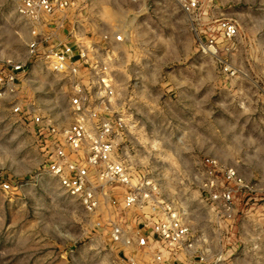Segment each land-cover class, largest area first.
Here are the masks:
<instances>
[{"label": "rangeland", "instance_id": "1", "mask_svg": "<svg viewBox=\"0 0 264 264\" xmlns=\"http://www.w3.org/2000/svg\"><path fill=\"white\" fill-rule=\"evenodd\" d=\"M90 3V27L119 24L132 36L118 89L128 118L122 145L130 163L156 179L163 197L216 252L227 238L204 199L206 159H217L223 170L235 167L256 191L240 194L236 217L229 221L238 252L224 264H264V0H215L217 12L241 27L233 59L240 73L229 79L214 58L198 51L174 0ZM28 38L15 0H0L1 55L25 59ZM31 65L25 89L0 99V264H132L59 187L44 168L30 127L12 112L16 101L51 115L68 108L66 80L40 62ZM5 182L11 190L2 189ZM255 243L262 248L252 249Z\"/></svg>", "mask_w": 264, "mask_h": 264}, {"label": "built area", "instance_id": "2", "mask_svg": "<svg viewBox=\"0 0 264 264\" xmlns=\"http://www.w3.org/2000/svg\"><path fill=\"white\" fill-rule=\"evenodd\" d=\"M174 1L189 21L198 51L214 58L226 78L237 77L240 70L233 59L241 37L239 23L218 13L215 0ZM15 2L29 27L27 56L16 60L0 50V99H13L25 89L34 62L66 80L65 113L51 115L20 101L11 110L30 127L43 152L44 168L81 203L94 228L132 264H224L236 255L238 243L232 240L229 221L236 217L240 194L255 192L254 184L235 167L223 170L217 159H206L204 199L227 238L216 252L195 235L180 208L163 197L156 179L133 166L123 150L128 118L118 103V89L119 75L127 70L131 34L119 24L90 27V0ZM260 91L264 97V85ZM1 187L12 189L8 182ZM261 248L260 243L252 245Z\"/></svg>", "mask_w": 264, "mask_h": 264}]
</instances>
